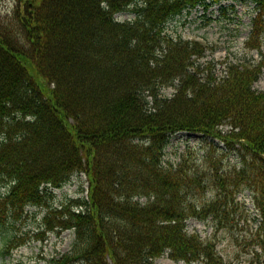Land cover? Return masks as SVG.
Listing matches in <instances>:
<instances>
[{
  "label": "trees",
  "instance_id": "trees-1",
  "mask_svg": "<svg viewBox=\"0 0 264 264\" xmlns=\"http://www.w3.org/2000/svg\"><path fill=\"white\" fill-rule=\"evenodd\" d=\"M226 1L255 5L246 48L260 58L230 63L216 78L199 73L208 47L173 38L166 26ZM23 3L24 11L0 14V231L28 208L47 207L41 234H75L60 264H154L166 254L175 263L235 264L218 251L223 239L248 264H264V92L254 89L264 68V0ZM122 14L135 18L118 22ZM180 132L219 142L238 166L166 164ZM79 174L87 197L49 205ZM245 191L256 217L238 200ZM191 219L209 221L212 237L188 233ZM3 237V258L26 243Z\"/></svg>",
  "mask_w": 264,
  "mask_h": 264
},
{
  "label": "rangeland",
  "instance_id": "rangeland-1",
  "mask_svg": "<svg viewBox=\"0 0 264 264\" xmlns=\"http://www.w3.org/2000/svg\"><path fill=\"white\" fill-rule=\"evenodd\" d=\"M28 0H23V2ZM19 0H0V14L13 13L21 5L24 11L25 4ZM40 4V0H36ZM256 15L255 5L250 1H226L208 9L198 7L191 12H184L181 16L170 21L166 26V33L173 38H181L185 41H199L207 50L202 58H198L199 73L209 74L216 78H222L227 63H236L240 59L252 56L259 59L260 55L256 51L246 48V42L251 35L252 21ZM133 14H122L118 16L120 22L133 20ZM264 55V46H263ZM201 71V72H200ZM254 89L264 92V69L259 80L254 84ZM174 89L163 91L165 97H172ZM227 130V128H224ZM223 145L219 142L212 143L211 139L201 135L188 132H180L173 135L165 150L164 161L166 164L178 165L183 158L197 165L203 164L206 160L208 164H216L218 167L238 166V158L234 154L228 157L223 156ZM231 167V168H232ZM3 193L5 189L0 187ZM88 182L84 174L75 175L71 183L60 190H54L52 197H47L48 204L53 207L60 206L67 199L87 197ZM84 190V192H81ZM209 197V194L207 195ZM239 200L245 203L251 216H256L251 195L248 191L239 195ZM142 203L146 200L142 199ZM47 207L28 208L27 217L15 228L11 226L0 231V247L2 238L12 237V234L24 235L26 243L15 249L10 257L3 258L0 255V264H60L62 257L69 253L75 240L73 231L63 232L61 235L46 233L41 234L39 228L46 215ZM252 226L246 227V230ZM188 233H198L203 239H209L214 234L213 225L191 219L187 222ZM43 238V240H40ZM219 253L226 259H239L235 264L246 262L250 256H239L236 248L227 240L221 241L218 245ZM154 264H185L175 263L169 260L168 255L155 260ZM202 264V263H196Z\"/></svg>",
  "mask_w": 264,
  "mask_h": 264
}]
</instances>
